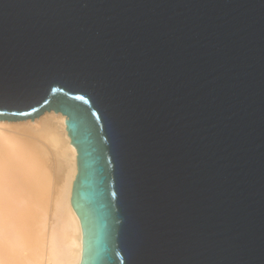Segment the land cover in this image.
I'll return each mask as SVG.
<instances>
[{
	"label": "water",
	"instance_id": "obj_1",
	"mask_svg": "<svg viewBox=\"0 0 264 264\" xmlns=\"http://www.w3.org/2000/svg\"><path fill=\"white\" fill-rule=\"evenodd\" d=\"M47 112L81 264H264V0H0V121Z\"/></svg>",
	"mask_w": 264,
	"mask_h": 264
},
{
	"label": "bare ground",
	"instance_id": "obj_2",
	"mask_svg": "<svg viewBox=\"0 0 264 264\" xmlns=\"http://www.w3.org/2000/svg\"><path fill=\"white\" fill-rule=\"evenodd\" d=\"M66 117L0 121V264H81L77 152Z\"/></svg>",
	"mask_w": 264,
	"mask_h": 264
}]
</instances>
